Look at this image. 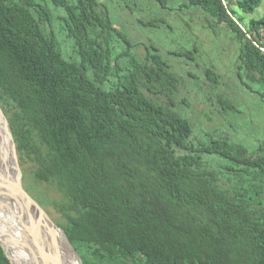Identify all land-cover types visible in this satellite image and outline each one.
<instances>
[{"label": "trees", "instance_id": "1", "mask_svg": "<svg viewBox=\"0 0 264 264\" xmlns=\"http://www.w3.org/2000/svg\"><path fill=\"white\" fill-rule=\"evenodd\" d=\"M108 1L0 0V108L24 190L54 208L62 222L51 220L96 264V254L103 263L264 264V142L197 138L180 110L188 103L177 101L182 77L155 45L138 55L114 18L139 15V26L167 35L175 28L135 0L116 1L115 16ZM47 4L62 13L76 60L63 56ZM260 4L179 0L175 10L180 25L188 22L179 11L199 10L206 32L235 44L237 78L264 101V17H244ZM185 42L172 55L195 61L199 45ZM204 76L212 89L221 84L214 64ZM211 99L221 116L238 111L223 90ZM50 234L79 264L61 232ZM0 264H10L1 246Z\"/></svg>", "mask_w": 264, "mask_h": 264}, {"label": "rangeland", "instance_id": "2", "mask_svg": "<svg viewBox=\"0 0 264 264\" xmlns=\"http://www.w3.org/2000/svg\"><path fill=\"white\" fill-rule=\"evenodd\" d=\"M41 1V0H40ZM109 3L108 0H103ZM118 0H111V11L118 14L119 9L115 3ZM137 5L142 7L143 13L148 16V19L159 18L164 16L170 26H173L174 32L167 35L161 29H147L139 22L137 16H129L128 13L119 12L114 18L117 26L122 28L131 39L139 43L135 51L138 55L143 53V45H155L165 60L173 67V70L182 77L181 86L177 101L185 100L188 105L183 103L180 110L186 113L194 128V133L197 138H202L204 132L216 131L218 134L227 136L232 141L243 143L249 148H254L258 143L264 142V101L257 94L251 93L246 89L237 78V75L232 66L236 55L235 44L224 36L214 38L201 27V21L204 16L199 10H190L187 12L179 11V14L188 23L177 22L176 13L179 0H167L166 6L163 8L160 0H135ZM46 2V0H45ZM50 7L51 12H54L55 21L53 22V30L60 44L63 56L67 60H76L73 47V42L70 41L66 33L62 30L61 12H57L53 7ZM56 11V13H55ZM157 15V16H156ZM191 19H190V17ZM154 17V18H152ZM247 21L251 19H260L264 17V0H261L260 6L251 14L244 15ZM118 23L120 25H118ZM164 26H166L164 24ZM192 30V31H191ZM189 38L195 41L199 46V52L196 53V60L189 61L184 58L172 55L175 51H180L186 48L185 40ZM214 63H212V61ZM123 63V62H122ZM215 65V70L220 74L221 84L212 89L207 84L204 76V69L210 65ZM189 74H192L189 75ZM113 81H117L113 78ZM255 91L259 92V86H254ZM224 91L225 95L230 97L235 103L238 111L227 115H220L216 103L211 99L217 93ZM214 94V96H213ZM215 134V133H214ZM217 135V134H216ZM31 184L27 182V185ZM45 200L52 201L54 194L51 189L40 185L37 187ZM46 212L53 221L62 222L60 215L50 205H46ZM36 217V216H35ZM37 218V217H36ZM37 237L45 245H48L51 251L60 259L69 264H73L74 259L65 252L58 243H54L51 238V227L48 224L40 223L36 226ZM68 248L71 250L79 264H85V260L91 264H96L91 260L85 252L77 251L72 244L67 240ZM82 253V255H81ZM95 261L98 264H133L131 261H118L110 263L105 259L95 255ZM143 264V263H142Z\"/></svg>", "mask_w": 264, "mask_h": 264}, {"label": "bare ground", "instance_id": "3", "mask_svg": "<svg viewBox=\"0 0 264 264\" xmlns=\"http://www.w3.org/2000/svg\"><path fill=\"white\" fill-rule=\"evenodd\" d=\"M11 158L12 152L7 146L0 120V184L10 185L15 182L16 171ZM40 223H46L61 232L67 241L61 229L55 228L45 219ZM37 225H39V221L22 202L16 201L0 189V236L24 240L30 245L31 250L37 252L38 257L41 258L37 262L30 253L25 252L19 245L10 243L7 248L13 264H69L56 256L48 245L38 239Z\"/></svg>", "mask_w": 264, "mask_h": 264}, {"label": "water", "instance_id": "4", "mask_svg": "<svg viewBox=\"0 0 264 264\" xmlns=\"http://www.w3.org/2000/svg\"><path fill=\"white\" fill-rule=\"evenodd\" d=\"M0 120H1V125H2V131L4 132V136L7 141V146H9V150H11L12 152L11 159H12L14 169L16 171L15 182L10 185L0 184L1 191H4V193L11 196L16 201L22 202L24 206L37 217V220L39 222L45 219L49 223H51L55 228L59 229L56 226V224L51 220V218L47 215V213L40 207V205L33 198H31L30 195L24 190L23 185H22V171L19 166L16 147H15V143L12 137L10 125L1 108H0ZM10 243L19 245L25 252L30 253V255L34 257L35 261L38 262V260L41 259L38 257L37 252L32 251L30 245L26 243L24 240L13 239L10 237L5 238L4 236H0V246L5 256L9 260L10 264H13V261L9 257L8 248H7V245Z\"/></svg>", "mask_w": 264, "mask_h": 264}]
</instances>
